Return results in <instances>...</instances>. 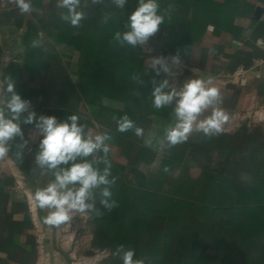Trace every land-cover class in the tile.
Listing matches in <instances>:
<instances>
[{
  "label": "trees",
  "instance_id": "trees-1",
  "mask_svg": "<svg viewBox=\"0 0 264 264\" xmlns=\"http://www.w3.org/2000/svg\"><path fill=\"white\" fill-rule=\"evenodd\" d=\"M57 2L50 0L47 14L38 20H26L21 63L8 66L5 80L14 81L22 99L32 101L35 94L40 96L33 109L37 115L64 121L70 115L78 116L77 106L82 102L90 109L99 134H110L112 139L107 143L117 146L119 159H124L118 161L110 151L107 156L111 164L109 178H115L112 200L116 207L104 209L97 195L96 207L102 215L86 211L94 226L91 247L108 250L99 264H122L113 255L121 244L134 249L135 258H144L145 264H264V139L260 130L254 127L248 131L243 124L234 134L211 138L193 132L186 142L165 148L160 154L142 145L143 135L138 137L134 130L119 132L116 121L124 115L142 128L143 134L151 115L175 118L174 104L159 110L152 105L153 78L169 82L168 74L156 77L151 66L145 65L142 48L122 47L113 39L117 31L127 30L128 16L138 6V0H127L124 9L117 8L111 0L97 5L81 0L86 18L79 27L61 19L65 10L57 8ZM158 3L165 18L153 37L156 50L166 56L179 53L181 62L210 72L223 69L215 59L225 44L238 36L235 18L248 16L253 10L249 0ZM6 6L11 3L6 2ZM31 6L43 8L44 0H31ZM15 8L19 10L12 6L13 13ZM105 14L111 16L106 24L102 22ZM25 15L18 19L24 21ZM33 41H39V46L32 47ZM58 44L77 53L79 70L74 82L56 49ZM24 72L28 81L37 73L41 75L37 88L22 80ZM133 76L140 77L143 83L133 80ZM9 95L6 92L4 98ZM88 125L94 124L90 121ZM21 127L24 137L28 129H34L32 125ZM41 138L38 135L33 145L34 158ZM214 151L222 158V171L203 156ZM18 154L19 166L27 174L29 163L23 152ZM96 155L101 157L103 153ZM193 166L200 170L196 177L190 173ZM104 167L99 165L101 171ZM133 167L139 171L145 167L147 171L141 176ZM43 170L46 182H51V172ZM25 227L32 226L12 221L6 227L11 232L8 256L21 264H35L33 236L28 235L30 244L24 247L14 240Z\"/></svg>",
  "mask_w": 264,
  "mask_h": 264
},
{
  "label": "clouds",
  "instance_id": "clouds-1",
  "mask_svg": "<svg viewBox=\"0 0 264 264\" xmlns=\"http://www.w3.org/2000/svg\"><path fill=\"white\" fill-rule=\"evenodd\" d=\"M12 2L21 14L31 13V0H10ZM103 3L104 0H91L93 5ZM111 3L124 9L127 0H111ZM57 8L65 10L61 12V19L70 22L73 27H79L80 22L86 18V12L81 8V0H58ZM159 10L158 0H138V6L128 16L125 25L127 30L123 33L117 31L114 41L122 47L144 48L164 24L165 14ZM110 18V14H105L102 22L106 24ZM39 43L33 41L32 47H38ZM170 64L175 68L181 65L179 53L169 57H151V70L156 77L161 73L175 75ZM133 80L143 83L137 76H133ZM212 83L211 77L189 79L177 90L169 88L167 79L157 82L153 78V107L159 110L174 104V124L165 129V136L159 141L161 150L186 142L193 132L203 133L209 138L224 132L229 114L220 107L223 102L221 90L212 86ZM5 91L10 95L0 102V157L7 155L12 147L10 142L16 138L22 142L16 145L21 151L28 145L21 124L34 126L42 137L34 163L37 168L46 169L54 177L45 187L38 188L34 193L36 205L42 210H48L43 222L60 228L74 219V213L89 211L102 215L96 207L97 195L104 209L110 211L115 208L116 202L112 200L115 178H109L111 164L107 159L110 151L107 142L112 139L111 135L106 132L94 137L86 134L85 125L79 123V117L74 114L64 121L51 115H37L31 102L22 99L16 92L11 78L7 80ZM209 110L210 115L201 119ZM116 122L119 132L134 130L138 137L143 135V129L137 127L127 115ZM147 143L151 145V139ZM100 152L103 156L98 157L96 153ZM90 156L92 159H87ZM101 163L105 165L102 171L99 168ZM113 255L122 264H145L144 258H135V250L126 248L123 244L115 249Z\"/></svg>",
  "mask_w": 264,
  "mask_h": 264
},
{
  "label": "crops",
  "instance_id": "crops-1",
  "mask_svg": "<svg viewBox=\"0 0 264 264\" xmlns=\"http://www.w3.org/2000/svg\"><path fill=\"white\" fill-rule=\"evenodd\" d=\"M253 4V10L248 16L236 17L234 23L239 27L240 31L237 38H232L225 44L223 52L220 53L215 63L223 67L221 71L210 72L207 69H199L195 64H187L181 62L178 68L170 64V69H173L175 75L168 74L169 83L172 88L179 90L182 88L185 81L189 79L212 78V86L221 90L222 104L221 108L229 114V120L224 125L225 134H234L241 125L245 124L248 131L257 127L260 130V136L264 139V46L258 44V40L264 43V3L257 0H249ZM12 6H6V1L0 0V97L4 99L6 95L7 82L5 74L10 64L20 65L22 55L25 51L23 44V33L27 27V16L24 21L19 20L20 11L12 12ZM260 7L258 16H255V10ZM34 8H32L33 10ZM209 31H211L209 29ZM60 48V50H58ZM57 51L60 53L63 64L67 67L70 79L74 82L78 76L77 53L66 48L62 44L56 45ZM157 51V50H156ZM145 52V51H144ZM158 52V51H157ZM155 52V56L163 55L160 52ZM146 56L149 52H145ZM166 56V55H163ZM153 57V56H152ZM169 57V56H166ZM64 58V60H63ZM145 65L151 66L145 62ZM242 67L246 82L240 85L234 75V72ZM22 80H26L31 88L38 87V81L41 78L39 73L35 74L34 78L28 81L26 72L22 75ZM40 96L34 95L31 102L32 109L39 103ZM109 105L122 107L120 103L107 101ZM2 107V104L0 105ZM79 123L85 125V133L91 136L99 134L98 125L90 117V109L82 102L77 106ZM211 110L201 116L210 115ZM151 120L144 131L142 137V145L151 149L156 154H160L161 149L159 141L165 136V129L174 124L175 118H165L158 115H151ZM93 122V126L88 125ZM88 128H92L95 133H89ZM36 130L30 128L25 137L28 140V145L21 151L16 147L22 143L19 138L11 141L12 147L7 155L0 157V264H21L8 256V241L10 240L11 232L8 225L12 221L28 222L32 227H25L23 231L14 236L15 242L21 246L30 244L28 235L33 236L36 248L35 264H69L68 255L71 252L69 236L65 235L64 227L55 228L46 225L44 217L48 215V210L40 209L35 202L34 193L38 188L45 187L46 175L43 169L37 168L34 163V156L31 151L33 145L38 138ZM151 139L149 145L147 141ZM110 152L118 161L124 162V159H119L117 146L109 144ZM20 150V151H19ZM23 152L25 160L29 163L28 173L26 174L19 166V152ZM204 157H209L213 166L218 171H222L224 164L222 158L217 151L211 155L204 154ZM142 171V169H141ZM191 175L196 177L200 170L193 166ZM27 208L25 210L24 208ZM14 207H18L14 210ZM79 213H74V219L78 225H83V221L77 218ZM85 215L82 213L81 216ZM80 228V227H79ZM76 227L77 231L80 229ZM87 232L89 247L91 248V239L93 232ZM68 233V232H67ZM86 237V236H85ZM82 237L76 240L74 246H80ZM86 242V240H84ZM93 250V249H91Z\"/></svg>",
  "mask_w": 264,
  "mask_h": 264
},
{
  "label": "rangeland",
  "instance_id": "rangeland-1",
  "mask_svg": "<svg viewBox=\"0 0 264 264\" xmlns=\"http://www.w3.org/2000/svg\"><path fill=\"white\" fill-rule=\"evenodd\" d=\"M6 2H10V0H4ZM50 0H44V7L43 8H34L31 13H28L27 18L31 19V20H38L41 16H44L45 14H47L48 12V4H49ZM14 2H12L11 4H13ZM28 25V22L27 24ZM145 52H149V54L145 57L144 62H148L151 64V57L155 56V52L156 51V44L153 40V38L150 40L149 44L146 45L144 48H142ZM58 50H60V48H58ZM158 53V52H157ZM64 60V58H63ZM65 61V60H64ZM170 82V81H169ZM89 133H95L94 130L92 128H88ZM190 168V172H191ZM142 171L143 173L147 171V169L145 167H142ZM85 215L81 216L82 214H76L77 218L83 221V225H78L76 223V221L72 220L71 223L72 225L69 226V229L67 230V235H74L73 238V242L70 247L71 249L74 247V243L76 242L77 239H79L80 237H82V243L80 244V246L77 245L76 247V251H75V257L71 256V252H69L68 255V260H69V264H99L101 262V260L103 258H105L108 255V250L107 249H97V248H93V247H89V242H87L88 237H87V232L86 231H82V230H87V231H91L94 232V226L91 222V217L90 214L88 212H84ZM76 227L80 229V231L76 230ZM66 235V234H65ZM86 236V237H85ZM86 240V242L84 241ZM89 241V240H88ZM93 249V250H91Z\"/></svg>",
  "mask_w": 264,
  "mask_h": 264
},
{
  "label": "built area",
  "instance_id": "built-area-1",
  "mask_svg": "<svg viewBox=\"0 0 264 264\" xmlns=\"http://www.w3.org/2000/svg\"><path fill=\"white\" fill-rule=\"evenodd\" d=\"M208 29H212V27L211 26H208ZM258 42V44H260V45H262V46H264V43L261 41V40H258L257 41ZM234 75H235V77H236V79H237V82L240 84V85H243V84H245V82H246V77L244 76V69L242 68V67H239L235 72H234ZM2 97H0V102H2ZM1 105V104H0ZM72 225V223L70 222V223H68V224H66V225H63V227H64V233L67 235V230L69 229V226H71ZM73 238H74V235L72 234L71 236H69V238H68V240L70 241V243H72L74 240H73ZM72 252H71V256L72 257H75V251H76V246H74L73 248H72V250H71Z\"/></svg>",
  "mask_w": 264,
  "mask_h": 264
},
{
  "label": "water",
  "instance_id": "water-1",
  "mask_svg": "<svg viewBox=\"0 0 264 264\" xmlns=\"http://www.w3.org/2000/svg\"><path fill=\"white\" fill-rule=\"evenodd\" d=\"M260 9H261L260 7H257V8H256L255 13H254L255 16H258V13H259ZM132 170H135V171H137L141 176H144V173L141 172V171H139V170H137L136 168L133 167Z\"/></svg>",
  "mask_w": 264,
  "mask_h": 264
}]
</instances>
